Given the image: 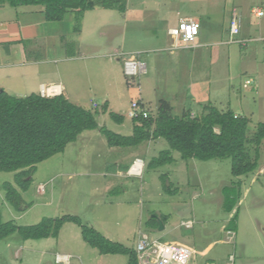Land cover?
<instances>
[{"label":"rangeland","instance_id":"obj_1","mask_svg":"<svg viewBox=\"0 0 264 264\" xmlns=\"http://www.w3.org/2000/svg\"><path fill=\"white\" fill-rule=\"evenodd\" d=\"M4 4L14 15L16 8ZM127 7V16L115 9L89 10L83 24L75 11L49 21L43 10V17L30 21L33 26L40 19L46 21L33 27V34L39 36L21 40L19 46L8 45L10 57L0 62V91L13 96L62 93L69 101L97 111L100 127L130 135V104L139 102L155 115L159 98H166L174 105L173 113L179 114L176 108H182L190 76L205 81L200 86L201 101L192 105L196 115L205 114L199 107L230 109L247 117L249 133L264 121V42L257 45V61L251 54L253 42L247 47L225 43L232 8L250 21L252 36L259 34L258 23L264 18H255L251 10L264 9V0H127ZM180 15H202L199 33L210 44L184 47L178 39L182 47L169 48L172 38L167 27L176 24ZM131 56L145 62L146 73L125 75L123 59ZM23 58L35 62L17 66L15 60ZM15 73H23L25 82L16 81ZM32 79L36 83L30 85ZM41 83L44 88L57 83L63 87L58 94L43 95ZM110 111L123 115V123L112 120ZM165 149L169 145L163 138L136 147H110L99 129L85 130L63 152L36 164L27 190L21 191L20 209L5 200L2 188L9 181L19 189L15 172L0 171L2 219L30 225L43 217L76 215L82 224L133 249L140 233L186 245L192 251L187 264H264V170L239 179L231 174L230 158L182 160L175 150L173 162L148 167V161ZM135 158L142 159L137 174L131 173ZM259 166H264V139ZM237 180L239 201L226 212L222 188ZM164 183L171 192L163 189ZM235 212L236 230H228ZM65 254L68 261L57 260ZM126 260L123 254H100L82 239L74 222H65L57 237L23 240L15 232L0 240V264H125Z\"/></svg>","mask_w":264,"mask_h":264},{"label":"trees","instance_id":"obj_2","mask_svg":"<svg viewBox=\"0 0 264 264\" xmlns=\"http://www.w3.org/2000/svg\"><path fill=\"white\" fill-rule=\"evenodd\" d=\"M12 7L21 5H42L45 19L58 21L67 11L77 13L78 23L83 12L95 8L126 11L127 0H0ZM206 113L192 116L190 111L172 115L166 100L158 101L156 114L132 118L130 135H121L100 127L97 111L84 108L69 101L63 94L42 96L31 93L27 96H13L0 91V171L15 172L14 183H2L5 200L20 209L23 202L21 191H26L30 176L36 164L56 153L63 152L66 145L74 142L85 130L99 129L110 147H136L144 141L163 138L169 149L152 157L147 166L156 168L174 161L171 151L179 153L182 160L225 159L231 160V174L234 177L254 172L259 166L260 144L264 139V121L258 122L248 131L249 120L235 115L231 110L220 111L213 106L205 107ZM107 111V105L103 106ZM109 117L121 124L124 116L110 111ZM163 178V177H162ZM241 182L224 186L223 207L231 212L240 198ZM165 191L171 189L163 184ZM161 219L164 221L163 217ZM65 222L80 226L82 239L100 254H123L125 264H138L136 252L121 242L113 241L93 227L82 224L76 215L43 217L38 223L17 225L12 220L4 221L0 212V240L18 233L23 239L57 237ZM237 214L232 215L228 230H236Z\"/></svg>","mask_w":264,"mask_h":264},{"label":"crops","instance_id":"obj_3","mask_svg":"<svg viewBox=\"0 0 264 264\" xmlns=\"http://www.w3.org/2000/svg\"><path fill=\"white\" fill-rule=\"evenodd\" d=\"M13 8H16L15 9V14L14 15H9V13L12 12V11L10 9H7V7H6L5 4H0V46H2V49H0V53L3 52V49L4 48H6V50H4V52H3V54L0 55V62L2 61V59H4V57H10V52H9V50H7L8 45H10L11 43L12 44L14 43L15 45L19 46L21 44L19 41H21V40L22 41H30V40L33 39L34 36L35 37L36 36H39L37 34L38 32L36 34H33L34 33L33 27H37V26L40 27L42 24H44L43 22H46L43 19L42 20L40 19L39 21L35 22V26H33L31 24V22H30V21H32L31 19L33 17L42 16V11L44 9V7L42 5H21V6H17V7H13ZM18 8H21V9H18ZM232 9H235V8H232ZM87 11H89V10H86V11L83 12V15L81 17V22H80L81 24H83V22L85 20V13ZM127 12H128V7H126V11L123 12V14L125 16H127ZM180 16H182V17H179L178 20L180 18H183V17H190V18L196 20L199 23V25H200L199 32H201V26L203 25V16L202 15H199V17L198 16H194V15H180ZM230 16H231V12H230ZM240 18H241V16H240ZM255 18H257V17H255ZM261 18H264V16L261 17ZM74 19H75V17H74ZM178 20H177V22H178ZM229 20H230V17H229ZM249 24H250V21L248 19L245 20L244 18H241V30H240L239 36L242 39H248L247 44L249 42H253L255 44L253 46V51H251V54H252L253 58L255 59V61H257V59H256V56H257L256 55L257 45L260 42H264V41H259V40H255V39L258 38V37H264V29H263V27H264V21L262 20L261 22L258 23V25H259V34L257 36H252V32L250 31ZM170 27L171 26H168L167 27V32H166L167 35H169L168 34V29ZM76 32H80L81 33V29L78 28V30H76ZM228 34H229V24H228ZM198 35L199 36H197V38L195 39L196 41H194V44L189 45V46H185L183 44V46L184 47H190V46L195 47V46H198V45L200 46L202 44H210L208 42V40H206V37H204L205 36L204 34L198 33ZM198 39H199V42H197ZM225 43H228V41H225ZM174 44H177V45L174 46ZM247 44L246 45H241L240 44V45L247 47ZM172 47L173 48H177V47H182V45L179 44L178 41H175V40L172 39V42H171L169 48H172ZM263 50H264V47H263ZM170 52H172V51H170ZM69 58L70 57H67L66 59H69ZM177 61L179 62V60H177ZM192 61H193L192 63H194L195 62V59L192 60ZM15 62L17 63V66H23L25 64H29L30 65L32 62H35V61H32V60L31 61H28L26 58H23V59H20V60L19 59H16ZM189 62H191V60ZM21 63H23V65H21ZM6 65L7 66H11L12 63L11 62H8V63H6ZM146 72H147V68H146L145 73ZM259 74H260V72L257 73V75H259ZM8 77L11 78V76H8ZM189 79L190 80L186 84V95L184 94V102L182 104V108H178V107L176 108V109H178L179 114H174L173 113L174 105H172L169 102L168 99H166V98H159V100L160 99H163V100H166L169 103L170 108H171L172 115H181L184 111H190V113H191L192 116H197L196 115L197 112L192 107V105L194 104L193 102H200L201 101L200 100L201 99L200 98V92H201L200 86H201V82L204 83L205 81L204 80L203 81H199V80L191 79L190 76H189ZM15 80L16 81H20L21 83H24L25 81H24V78H23V73H15ZM31 81L32 82L30 83V85L33 84V83H36L34 81V79H32ZM42 84L43 83H41V87L44 86ZM57 84H59L60 86L63 87V85L61 83H57ZM245 84H246V82H245ZM55 94H58V93H55ZM170 94L173 95L174 93L171 92ZM190 100H191V102H189ZM157 105H158V103H157ZM201 110L204 111L203 113H206V109L203 110L201 107H199V112ZM234 113H235V115H238L237 112H234ZM154 140H156V139H154ZM149 141H147V142H149ZM131 155H133V154H131ZM136 159L142 160L140 158H135V159H132V161H134ZM257 170H258V173L262 172L264 170V166H258V168L256 169V171ZM242 176H244V175H240V176H238V178L240 179V177H242ZM208 246H206V250H207ZM65 255H68L67 256V261H68L69 254H65ZM106 255H109L110 256L111 254H106Z\"/></svg>","mask_w":264,"mask_h":264},{"label":"built area","instance_id":"obj_4","mask_svg":"<svg viewBox=\"0 0 264 264\" xmlns=\"http://www.w3.org/2000/svg\"><path fill=\"white\" fill-rule=\"evenodd\" d=\"M253 15L257 18L264 16L263 8H253L251 10ZM200 25L199 23L190 18L183 17L178 22L168 29V34L173 40H181L182 44L189 46L194 44L195 39L198 36ZM241 30V18L235 9H232L229 20V39L228 43L236 42L241 45H246L248 39L235 38L240 34ZM255 40L264 41V37H258ZM177 44H174L176 46ZM123 70L125 75L133 77L145 73L146 64L140 59L134 56L123 59ZM251 79L246 80V84H249ZM49 88V87H48ZM48 88H42L41 93L43 95H49ZM150 113L143 108L140 103L133 102L130 104L128 116L137 118L139 116L146 117ZM136 159L133 161L136 164ZM134 164L132 166H134ZM132 168V167H131ZM134 174H137L134 172ZM136 247L134 248L138 264H187L191 257V249L183 244L162 242L156 238L149 236L146 233H140L138 235ZM58 260V258H57ZM59 261V260H58Z\"/></svg>","mask_w":264,"mask_h":264},{"label":"bare ground","instance_id":"obj_5","mask_svg":"<svg viewBox=\"0 0 264 264\" xmlns=\"http://www.w3.org/2000/svg\"><path fill=\"white\" fill-rule=\"evenodd\" d=\"M54 85L55 84H53L52 86H50L48 88L47 91H48L49 95L58 93L60 91L61 86L60 85H56V87H55ZM41 88H43V86ZM139 162H142V161L141 160H137L136 164H134V166H132L131 173H134V172L138 173L140 170H142V166L139 164ZM137 167H138V171H137ZM58 260L59 261H67V256L60 257V258H58ZM64 264H66V262Z\"/></svg>","mask_w":264,"mask_h":264},{"label":"water","instance_id":"obj_6","mask_svg":"<svg viewBox=\"0 0 264 264\" xmlns=\"http://www.w3.org/2000/svg\"><path fill=\"white\" fill-rule=\"evenodd\" d=\"M159 223H160V227H162V223L159 221Z\"/></svg>","mask_w":264,"mask_h":264}]
</instances>
